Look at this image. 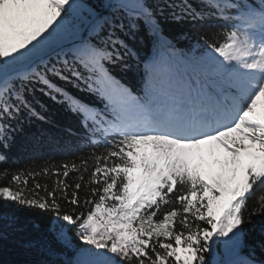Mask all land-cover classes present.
Masks as SVG:
<instances>
[{
  "label": "snow or ice",
  "instance_id": "obj_1",
  "mask_svg": "<svg viewBox=\"0 0 264 264\" xmlns=\"http://www.w3.org/2000/svg\"><path fill=\"white\" fill-rule=\"evenodd\" d=\"M0 264H264V0H0Z\"/></svg>",
  "mask_w": 264,
  "mask_h": 264
},
{
  "label": "trees",
  "instance_id": "obj_2",
  "mask_svg": "<svg viewBox=\"0 0 264 264\" xmlns=\"http://www.w3.org/2000/svg\"><path fill=\"white\" fill-rule=\"evenodd\" d=\"M41 100H43L48 106H49V111L48 115L50 118L57 123L60 124H65L68 122V118L65 116L63 109L61 108L60 105L58 104H53V102L49 101L46 97H40ZM15 155L20 156V163L23 165L26 161L30 159H34L37 163H39L42 160L49 159V160H55V161H60L61 159H65L66 157H62L61 155L51 152L48 150H45L41 154L37 156H31L29 153H15ZM12 167H17L19 165L12 164ZM6 211H12L15 212L18 216L21 217V219L25 218H32L36 220L37 222H41V217L39 214H34L32 213L29 209L26 208H16L14 205H10ZM4 259H9L7 254L4 255Z\"/></svg>",
  "mask_w": 264,
  "mask_h": 264
}]
</instances>
